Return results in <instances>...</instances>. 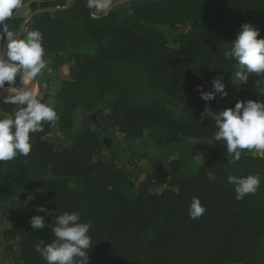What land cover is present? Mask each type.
Returning a JSON list of instances; mask_svg holds the SVG:
<instances>
[{
	"label": "trees",
	"instance_id": "1",
	"mask_svg": "<svg viewBox=\"0 0 264 264\" xmlns=\"http://www.w3.org/2000/svg\"><path fill=\"white\" fill-rule=\"evenodd\" d=\"M29 6L35 14L27 28L42 32L45 55L53 53L57 62L66 55L75 65L59 95V119L31 134L27 156L0 162V206L19 226L5 236L21 235L25 264H46L35 245L54 239L47 225L65 211L91 223L88 264H264V157L244 150L229 163L223 143L209 144L215 121L200 117L206 106L215 113L220 95L205 102L197 91L199 85L213 90L216 77L227 85L238 70L224 52L241 24L264 37V0H128L97 17L87 0H30ZM17 10L10 23L19 31L25 19ZM249 99L264 101V75L249 74L224 108ZM16 108L0 98V118H12ZM77 108L83 122L75 131ZM54 126L66 145L46 138ZM146 130L149 142L134 145ZM103 148L109 158L94 162ZM146 148L155 155L136 192L143 169L132 154L143 157ZM257 173V192L237 201L228 176ZM162 182L168 188L153 191ZM193 197L206 208L195 220L188 214ZM40 205L52 215L39 212ZM32 211L45 215L44 229L22 227Z\"/></svg>",
	"mask_w": 264,
	"mask_h": 264
},
{
	"label": "clouds",
	"instance_id": "2",
	"mask_svg": "<svg viewBox=\"0 0 264 264\" xmlns=\"http://www.w3.org/2000/svg\"><path fill=\"white\" fill-rule=\"evenodd\" d=\"M112 0H87V7L100 12L106 11ZM23 7V0H0V43L3 44V56L0 57V90L7 95L0 96L3 103L16 105L12 118H0V162L10 161L17 156H27L31 151L32 135L43 131V122H55L59 119L54 107L41 102L38 91L29 84L46 68L43 34L32 29L26 36L19 33L10 23L14 10ZM129 15L132 9L128 10ZM7 21V22H6ZM260 30L250 23L240 25V30L231 42V47L224 52L226 59L234 60L238 70L232 74L233 82L239 87L247 83L249 74L264 75V37ZM17 76L20 84L17 85ZM211 91H205L203 85L197 87L200 98L210 102L219 94L227 97L223 77L212 81ZM214 119L217 131L212 142H221L226 146L229 163L241 159L244 150H250L264 157V101L240 100L234 107L224 108L214 113L205 107L200 119ZM209 180H215L211 171L206 173ZM261 176L229 175L227 182L234 187L236 200L246 195L255 194L261 184ZM32 196H29V200ZM38 211L51 216L52 213L43 205ZM206 211L198 197H193L188 214L191 219L200 218ZM51 225H47L54 239L50 243L35 245V251L41 255L46 264H88V249L92 248L89 235L90 222H81L79 212H63L54 216ZM33 229H44V216L34 215L30 220ZM2 227V225H0Z\"/></svg>",
	"mask_w": 264,
	"mask_h": 264
},
{
	"label": "rangeland",
	"instance_id": "3",
	"mask_svg": "<svg viewBox=\"0 0 264 264\" xmlns=\"http://www.w3.org/2000/svg\"><path fill=\"white\" fill-rule=\"evenodd\" d=\"M120 1L124 0H112V3L110 7L113 4H118ZM30 0H27L26 4L23 5L22 8L18 9L16 11V15L19 17H23L25 20L21 24L19 28V33H22L23 36H26L27 32L30 31L27 28V21L35 14L29 6ZM120 4V3H119ZM109 7V8H110ZM58 9V8H56ZM56 9H49L50 12L55 11ZM92 14L94 16H100L101 14L103 15L106 11L100 12L95 9H91ZM45 10H41L40 12H43ZM249 15L251 17H257L258 13L257 12H249ZM45 60L47 61L46 68L42 71L41 75H39L35 82L33 83L35 85L36 90L39 93L38 98L43 99L47 97V100L45 101L46 104L49 106H52L56 109L57 113L61 112L63 109L64 102L59 98L63 82L67 80L73 79V74L71 72V68L74 67L75 63L70 61L68 56H64V59L61 60L60 62H57L56 57L53 53H47L44 56ZM20 84V80L17 83V85ZM32 84V85H33ZM241 85L239 87L233 82L232 77L229 79L227 85H226V91L228 92L227 97H219L216 106H215V113H218L220 110L224 108V106L230 101H233L238 93L239 90L241 89ZM7 86L5 87V90H0V92H5L7 91ZM77 108L74 111V125H73V130L78 131L82 125L83 122V113L82 111ZM108 111V110H107ZM90 115L95 114L93 111L89 113ZM99 114L98 116H100ZM81 116V117H80ZM98 122V121H97ZM122 144H126V140L124 139V134L122 133H117L116 134ZM46 138L52 142H54L57 147H62L63 145L67 144L66 140V135L61 132L58 126H54L52 128V132L46 136ZM149 142L148 138V131H145V136L144 139L132 141V143L136 146H145ZM147 154L143 157H141L138 153L132 154L133 158L136 159L137 164L143 169L142 177L140 180L136 182V188L135 191L137 192L141 186V180L147 176L150 172L151 168V159L155 155V150L154 149H149L146 148ZM250 154H256L253 151L248 150ZM131 154V151L129 152ZM258 155V154H256ZM260 156V155H258ZM261 157V156H260ZM109 158V150L108 148H103L101 155H95L93 157V161L96 162L97 160H103L106 161ZM200 162V160L198 161ZM187 168L191 169L190 166H187ZM192 170V169H191ZM189 171V170H188ZM168 188V185L164 182L161 183L159 187H154L153 191H158L161 192ZM41 195H43V192H41ZM35 211H32L31 215L28 216V224L23 225L22 227L25 228H32L30 224L31 218L36 214H34ZM44 219H45V215ZM0 264H25L24 260L20 257V248H21V235H16L15 237L9 238L5 236V232L9 230V228H15L19 227L16 225L15 222L11 223L7 219V211H6V206L1 205L0 206Z\"/></svg>",
	"mask_w": 264,
	"mask_h": 264
},
{
	"label": "water",
	"instance_id": "4",
	"mask_svg": "<svg viewBox=\"0 0 264 264\" xmlns=\"http://www.w3.org/2000/svg\"><path fill=\"white\" fill-rule=\"evenodd\" d=\"M125 1H128V0H124V1H120L119 3H123V2H125ZM118 3V4H119ZM115 5H117V4H113L103 15H106ZM5 95H7V91H5V92H0V96H5ZM105 142H107V140L105 139L104 140Z\"/></svg>",
	"mask_w": 264,
	"mask_h": 264
},
{
	"label": "flooded vegetation",
	"instance_id": "5",
	"mask_svg": "<svg viewBox=\"0 0 264 264\" xmlns=\"http://www.w3.org/2000/svg\"><path fill=\"white\" fill-rule=\"evenodd\" d=\"M95 115H96V112H95V114H92V115H90L91 117H92V119L95 121V123L97 122L96 121V119H95ZM107 144L110 146L111 145V143L110 142H108L107 141Z\"/></svg>",
	"mask_w": 264,
	"mask_h": 264
},
{
	"label": "bare ground",
	"instance_id": "6",
	"mask_svg": "<svg viewBox=\"0 0 264 264\" xmlns=\"http://www.w3.org/2000/svg\"><path fill=\"white\" fill-rule=\"evenodd\" d=\"M51 6V5H50ZM27 24V23H26ZM235 71V70H234ZM28 87H32L34 90H36V88H35V85L33 84V85H31V84H29L28 85ZM37 91V90H36ZM79 110V109H78ZM103 113V112H102ZM81 117V116H80ZM100 121V120H99ZM108 137V136H107ZM116 145V144H115ZM113 154V153H112ZM131 162V161H130ZM128 169V168H127Z\"/></svg>",
	"mask_w": 264,
	"mask_h": 264
},
{
	"label": "crops",
	"instance_id": "7",
	"mask_svg": "<svg viewBox=\"0 0 264 264\" xmlns=\"http://www.w3.org/2000/svg\"><path fill=\"white\" fill-rule=\"evenodd\" d=\"M108 9H109V8H108ZM108 9H107V10H108ZM231 102H233V101H230V103H231ZM230 103H229V101H228V103H227V104H230ZM8 221H9V220H8ZM10 222H11V223H13L12 221H10Z\"/></svg>",
	"mask_w": 264,
	"mask_h": 264
}]
</instances>
